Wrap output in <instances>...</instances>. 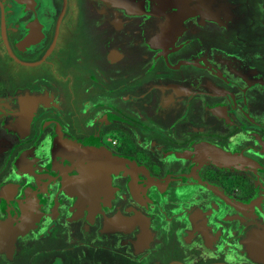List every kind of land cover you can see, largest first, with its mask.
<instances>
[{
    "label": "flooded vegetation",
    "instance_id": "flooded-vegetation-1",
    "mask_svg": "<svg viewBox=\"0 0 264 264\" xmlns=\"http://www.w3.org/2000/svg\"><path fill=\"white\" fill-rule=\"evenodd\" d=\"M139 1L143 7L129 9L109 0H0V253L14 256L21 237L28 244L27 236L46 225L36 236L59 226L55 234L64 235V255L55 249L48 264H264V119L251 116L246 133L253 137L235 147L238 121L227 134L206 127L188 136L181 135L189 132L185 121L162 126L153 120V134L140 146L144 135L136 126L147 115L132 119L120 108L144 99L149 105V92L134 89L133 81L156 72L159 60V72L181 70L191 89L152 88L162 91L152 104L160 116L180 111L184 95L212 94L203 89L217 75L191 83L184 74L216 70L219 63L226 70L214 71L226 94L240 95L236 108L249 112L259 97L254 110H264L263 77L254 66L264 58V19L254 3L241 0H214L216 7L208 0H161L167 7ZM258 8L264 10L260 0ZM91 19L103 31L100 47L97 31H86ZM210 25L216 34L207 37L203 29ZM211 105L220 115L214 108L223 111L225 104ZM118 113L125 116L117 119ZM115 121L127 127L107 145L124 158L98 151L99 135L106 140L100 129ZM69 140L79 146L65 150ZM41 147L48 156L54 148L68 155L64 164L72 165L74 180L66 187L97 194L99 180L106 197L67 195L61 171H54L53 185L44 189L47 179L38 185L28 162L39 161ZM212 148L242 154L254 165L222 162L208 153ZM144 163L160 183L141 170ZM245 172L254 180L249 188ZM21 203L33 211L36 226L24 220ZM75 204L79 215L70 220Z\"/></svg>",
    "mask_w": 264,
    "mask_h": 264
},
{
    "label": "crops",
    "instance_id": "crops-1",
    "mask_svg": "<svg viewBox=\"0 0 264 264\" xmlns=\"http://www.w3.org/2000/svg\"><path fill=\"white\" fill-rule=\"evenodd\" d=\"M155 49V48H153ZM161 64L159 63V60L157 61V63L155 64V68L154 69H158L159 70V66ZM216 70L215 68H211V69H199L200 67H197V70L192 68V70H189L188 73L184 74L185 75V80L188 78L190 80L191 83L193 82H197L198 79H201L200 77L204 74H209V75H214L216 76L213 80L214 82L208 81L207 82V86L208 87L204 88L203 90L206 92H210L211 89L213 90L212 94L211 92L207 95H202L203 93H199V95L194 94L191 96H183L184 97V104L181 108L180 111L175 112H170L168 113L166 116H160L158 115L155 110L153 109V102H154V96L156 95V93L162 94V91H160V89L155 88V87H160L162 85L164 86H173L174 89L173 91L176 93H186L190 92L191 89L187 88L185 86H187V84H184V81L180 79L181 77V73L180 71L174 72V73H168V74H163L162 72H159L158 70H155L156 72H148L142 76H140L139 80L137 81H133L134 83V89H142V90H146L149 92L148 95V101L150 99V103L149 105L146 107L143 104V101H145V99L142 102H137V106L136 107H123L121 106L120 108H123L124 110H126L127 113L130 114L131 118L134 119L135 117L138 118L139 113L143 112L144 114L147 115V119H145V123L144 124H140L139 126H136V129L142 128V135L143 138L141 136H139V139L137 140L138 143L140 144V146H145L147 143V138H149V136H151L153 133H151L152 129L156 128V126L153 124V120L156 123H160V125L162 126H168L174 122H176L178 119H180L183 123V121H185L184 124V129H186V131L189 132H183L181 135H188L190 136V134H193L194 131L196 130H203V128L209 129L211 128L212 130H217L220 131L222 133H228L229 131H232L233 127L235 128V122H239L240 126L237 127L238 132L236 134H234L232 136V142L234 143V147L237 143H245L246 141H249L253 136H248L246 133V128H250L252 127V125L250 123H248V120L252 122L251 120V116L254 117V119H264V110H254V106H256V101L257 98L256 97L252 100V106H253V110L247 112L244 110H239L238 108H236V106L234 105L236 103L235 99L240 100V95L236 96V95H229L226 94L227 93V85L224 83H220L221 82V76H218V74H216L215 71H219L221 72V70L223 69L224 71L226 70L223 65L221 63L216 65ZM212 67V66H211ZM134 69V68H133ZM221 69V70H220ZM215 70V71H214ZM159 73V74H158ZM166 78H169L168 81H170V83L168 84L166 82ZM223 78L226 80V78L223 76ZM260 83H264V79L263 78H258ZM183 81V82H182ZM166 84V85H165ZM183 88V89H182ZM172 91V92H173ZM168 92V90H167ZM229 92V91H228ZM211 97V98H210ZM222 102L223 104V111L222 110H218L216 108H214V111L219 113L220 115H216L215 113L211 112L209 109V106L212 107L211 104H214L216 102ZM211 102V103H209ZM228 104H232L230 107L228 106ZM154 110V111H153ZM119 114V113H118ZM221 114H224L226 117L221 116ZM121 114H119V116L115 117L117 119H120L122 116H125V114H123L120 117ZM186 115V116H185ZM185 116V119L183 120L182 118ZM113 118V116H112ZM151 119V120H150ZM141 120V119H140ZM228 120V123L225 121ZM142 121V120H141ZM114 125H112V127H108V126H104L100 129V131H105L104 136L106 137V140H104V137H102L103 135H99V143H98V151L100 153L106 154L109 157H113V158H124V156H113V152H112V148L110 149L108 144H111L112 140L115 139H121L122 138V129L127 127V122H122V121H115L113 123ZM149 124V125H148ZM197 132V131H196ZM141 138V139H140ZM243 140V141H242ZM242 141V142H241ZM66 144H62L63 148H65V150H71V147L74 148L76 146H79L78 143L73 142V141H67L65 142ZM73 145V146H72ZM97 149V148H96ZM37 150H39L37 152L39 161L37 163L34 164V160L28 162V166L31 169V175H33V177L36 179L38 185H41L42 183H44V180L47 179L48 182H46V185L44 186V189L48 188L49 186L53 185L54 183V171L56 172H62L63 173V181L65 184V191L67 193V195H70L72 197L74 196H81L83 197V201L89 199L90 197L93 196L94 197L98 194L99 197H97V199H102V197H106V192L107 190H105V183L104 182H100L99 180L98 182V189L100 191L95 193H87L88 191H85V193H81L79 192V190L75 187H66V183L70 180L73 182L74 178L70 177L68 175V170L72 165H66L64 164V160L67 158L68 155L65 154L64 151L60 150H56V148L52 149V156H48L46 153V150L41 147L38 148ZM169 153V152H168ZM36 154V152L34 153V155ZM59 157L62 158V160L58 159ZM153 159H156L157 157L155 155L150 156ZM69 158V157H68ZM152 159V160H153ZM72 160V159H71ZM74 160V159H73ZM117 160V159H116ZM75 161V160H74ZM141 170L150 178L152 179H157L156 173H153L151 170H149L146 166V164H141ZM143 167V169H142ZM73 168V167H72ZM165 170H163L160 174L157 173L159 176L160 175H165L166 173H164ZM163 173V174H162ZM160 179H157V182L160 183ZM110 183V181L108 182V184ZM8 189L10 190L11 187H8ZM115 189V188H114ZM113 193L112 190L109 191L108 194ZM94 194V195H93ZM96 194V195H95ZM103 195V196H102ZM134 197H139L137 194H134ZM76 205L73 207H71L70 211L73 212L72 215L69 216L70 220H76L79 213L76 209ZM58 205H56L57 207ZM21 209L23 212V217L24 220L27 221L28 224H33L36 226V223H34L37 219H35V215H33L30 212L33 211H29L28 213L25 212L24 210V205L23 203H21ZM125 218L124 215L120 216V219L123 220ZM120 219L117 217L116 221H120ZM121 222V221H120ZM119 222V223H120ZM117 223V222H116ZM121 223H124V221H122ZM115 224V222H110L108 220H106V226L108 229H115V227H113V225ZM29 226V225H28ZM29 228L27 227V229L25 230L28 231Z\"/></svg>",
    "mask_w": 264,
    "mask_h": 264
},
{
    "label": "rangeland",
    "instance_id": "rangeland-1",
    "mask_svg": "<svg viewBox=\"0 0 264 264\" xmlns=\"http://www.w3.org/2000/svg\"><path fill=\"white\" fill-rule=\"evenodd\" d=\"M206 2L212 4L214 7H216V5H219L218 3L219 1L215 2L214 0H208ZM245 2L254 3L256 5L255 15L260 16V13H261L260 18L264 19V10L262 9L260 10V8L256 9L259 6V0H255V1L254 0H241V4H244ZM260 5H264V0H260ZM251 11H254V7ZM87 22H88L87 24L88 30L86 26L87 34L88 32L92 30L97 31V34H95L93 37H94V42L100 47L104 40V38L102 37L103 31L99 33V31L95 29V27L98 25H96L93 19L87 20ZM260 28H262V26ZM203 31H204V35H206L207 37H209L210 34L212 36L213 35L215 36L216 34L215 28L211 25L204 28ZM254 66L258 67L261 76L264 78V58L258 59L254 63ZM212 167L214 168V167H219V166H212ZM12 173H10V175H8L7 177L14 179L15 175L14 174L12 175ZM245 175H248V174H246L245 172ZM250 177L248 175L244 178L245 180L244 183L246 184V188H249L251 186V183L254 181V180H251ZM261 177H264V176L262 175ZM219 179H220L219 183L220 182L222 183L223 182L222 176H219ZM261 181H262V178H261ZM262 188L263 187H261V189ZM46 227H47L46 225H43L42 228L39 229L38 231L32 232L31 234H29L27 236V239L28 241H30V243L28 244L27 243L24 244L23 243L24 237H21L20 242L18 244L17 252L14 256L9 255L7 252L0 253V264H48L53 258L52 255L56 254L57 252V250L55 249H59L58 251L63 252V255H64V235L57 236L55 234L56 231H59L60 226L57 227L56 229L54 228L51 233L43 234V236H40V237L39 235L36 236L37 232H40V231L44 232Z\"/></svg>",
    "mask_w": 264,
    "mask_h": 264
},
{
    "label": "water",
    "instance_id": "water-1",
    "mask_svg": "<svg viewBox=\"0 0 264 264\" xmlns=\"http://www.w3.org/2000/svg\"><path fill=\"white\" fill-rule=\"evenodd\" d=\"M208 153H210L214 158L225 162V163H233V162H238L241 163L244 166L248 165H254V162L249 159L248 157L243 156L242 154H236V153H231L228 151H222V150H217V149H207Z\"/></svg>",
    "mask_w": 264,
    "mask_h": 264
},
{
    "label": "bare ground",
    "instance_id": "bare-ground-1",
    "mask_svg": "<svg viewBox=\"0 0 264 264\" xmlns=\"http://www.w3.org/2000/svg\"><path fill=\"white\" fill-rule=\"evenodd\" d=\"M110 2H117V3H119V4H121V5H124V6H127V7H129V9L130 8H141V7H143V1H139V0H116V1H113V0H109ZM159 2H161V7H162V5L164 6V7H167V5L166 4H164L161 0H159ZM9 231V230H8Z\"/></svg>",
    "mask_w": 264,
    "mask_h": 264
}]
</instances>
